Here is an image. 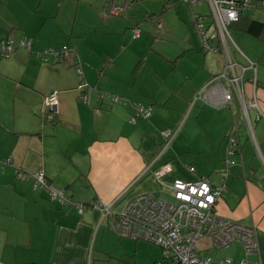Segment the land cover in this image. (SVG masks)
Instances as JSON below:
<instances>
[{"label": "crops", "instance_id": "1", "mask_svg": "<svg viewBox=\"0 0 264 264\" xmlns=\"http://www.w3.org/2000/svg\"><path fill=\"white\" fill-rule=\"evenodd\" d=\"M48 1L0 0V39L31 38L29 49L16 44L11 54L0 56V160L10 156V162H0V264H154L160 257L155 243L116 236L90 203L98 200L118 211L138 193L167 192L154 176L163 162L170 165L165 182L203 174L218 183L233 115L240 151L230 154L234 163L214 208L254 225L257 252L252 258L264 264V66L258 72L257 62L243 54V64L247 58L256 63V84L250 81L253 70L244 71L243 99L256 101L246 115L236 96L233 111L205 104L194 99L195 93L217 74L222 55L200 49L194 5L175 0L173 13L183 30L182 42L172 49L157 42L137 44L143 36L140 28L132 36V27L141 20L131 7L120 16L105 11L104 0H71L72 21L64 24L65 0H53L55 9ZM159 14L150 10L149 18ZM249 15L242 13L256 19ZM163 16V35H172L174 28ZM232 27L239 23L230 26V34ZM247 34L264 40V30ZM62 44L71 49L65 58L37 54ZM75 58L80 74L73 67ZM81 79L87 82L83 89ZM52 89L57 90L58 113L44 121L43 96ZM100 91L126 101L100 99ZM135 101L150 104L147 120L130 121ZM176 127L163 148L160 130ZM15 168H42L72 202L88 206L79 212L72 202L61 204L15 175Z\"/></svg>", "mask_w": 264, "mask_h": 264}, {"label": "built area", "instance_id": "2", "mask_svg": "<svg viewBox=\"0 0 264 264\" xmlns=\"http://www.w3.org/2000/svg\"><path fill=\"white\" fill-rule=\"evenodd\" d=\"M189 5L201 3L202 0H183ZM210 9V18L203 12H192V20L200 41V49L204 52L217 51L222 55V66L217 74L210 76L208 81L195 93L194 99L200 98L205 104L230 108L233 111V99L236 96L243 113L246 115L248 106L256 105L255 99L244 101L242 84L246 68L253 70L251 83L256 84V63L247 58L245 64L237 61L230 49V24L251 7L264 8V0H206ZM127 0H104L105 11L113 14H125ZM153 23L162 28V19L153 15ZM139 27H132V36H138ZM16 44L30 48L31 38L21 36L17 43L11 35L0 41V54L8 56ZM70 47L62 44L58 47L48 45L37 54L42 58L52 55L58 59L70 54ZM75 71L81 73L80 61L73 60ZM87 82L81 79L80 88H85ZM86 99V94L81 93ZM109 97L116 102H125L126 98L104 91L99 92V98ZM58 113L57 90L52 89L43 96L40 116L44 121H53ZM150 114V104L140 101L134 102V113L130 118L136 122L137 118L147 120ZM178 127L163 128L160 133L164 137L165 148ZM240 151L236 122L232 116V128L227 136L224 157V170L219 175V182L215 183L208 176L197 174L192 179L173 178L169 182L162 180V176L170 169L169 162L160 163L154 169L155 178L165 186L172 200L158 196L153 191H145L132 196L118 211H111L109 205L98 200L90 204L99 209V221L106 219L111 231L119 237H131L152 241L160 247V258L154 264H213L212 256L200 254V250L207 244L221 249L232 243L241 248L243 257L238 261L223 258L216 264H260L252 256L257 252L256 230L254 225H247L239 220L219 214L214 206L217 199L223 195L226 188L228 166L234 163L230 154ZM6 158L5 162L9 161ZM190 171H195L192 165H187ZM18 176L30 178L34 188L48 191L51 198L61 204L72 202L65 194L64 188L51 184L42 168L23 170L17 168ZM79 212L88 204L72 202Z\"/></svg>", "mask_w": 264, "mask_h": 264}, {"label": "rangeland", "instance_id": "3", "mask_svg": "<svg viewBox=\"0 0 264 264\" xmlns=\"http://www.w3.org/2000/svg\"><path fill=\"white\" fill-rule=\"evenodd\" d=\"M127 2H128L127 9L128 7L129 8L131 7L132 11L138 12L137 13L138 18L141 20L138 26L141 30V35L143 36V38L142 40L137 42L138 45H150V44L157 42V45L162 44L165 46L172 47L173 49L175 47L174 43L182 42L181 41L182 40L181 30H183V26L181 23L179 24L176 21L175 19L176 17L173 13L175 11V6H176L175 0H127ZM57 5L58 3L53 2V0L48 1V6L50 9H55ZM194 8H195L194 9L195 11H199V12H203L207 14V19L210 18V9H209V6L206 0H202L200 4H197V3L194 4ZM72 9H73L72 1L65 0V2L62 4V9H61V14H60L61 16L60 18L64 24L71 23ZM150 10H154L156 12L160 11L159 16L163 18V20H164L163 14H165L166 18L170 22V25L177 32H175V30L172 29L173 31L172 35H167V33L166 35H163V32L165 31V25L162 28H158L153 23L152 18H149ZM110 14H113V13H110ZM244 14L246 15L251 14L253 15L251 17L260 19L262 21L264 20V8L251 7L245 10ZM114 15L124 16L123 13L114 14ZM1 18L3 17L1 16ZM51 20H53V18ZM231 35L238 47V48H235L230 43V46L232 48L231 51L233 55L237 59H239L241 62H245L244 55L249 56L251 59L257 62V71L259 72L261 67L264 66V40L260 38H255L247 34L242 29L236 28V27H232ZM164 62H166V60L163 58V61H161V64ZM221 66L222 64H220L219 70ZM257 154L259 153L257 152ZM200 156H205V154H201ZM223 170L224 168L222 167L221 172ZM156 194L167 200H172V197L167 192L161 191V192H157ZM157 247L159 248V256H160V247L158 245ZM200 254L211 255L213 264H216L218 260L226 258V257L232 258L233 261H238L243 257L241 248L238 246L237 243H232L221 249H218L214 247L213 245L207 244L205 248H202L200 250Z\"/></svg>", "mask_w": 264, "mask_h": 264}, {"label": "trees", "instance_id": "4", "mask_svg": "<svg viewBox=\"0 0 264 264\" xmlns=\"http://www.w3.org/2000/svg\"><path fill=\"white\" fill-rule=\"evenodd\" d=\"M257 8H259V7H257ZM150 18H151V16H150ZM240 18H241V19H240ZM236 22L239 23V28H240V29L246 31L247 33L253 34V35H258V34H260V33L264 30V22H263V21H259V20L253 19V18L242 17V14L239 16V18H238L236 21L232 22V23L230 24V26H233V24L236 23ZM240 22H241V23H240ZM5 37H6V36H5ZM5 37H4V38H5ZM4 38H2V39H4ZM19 38H20V37H19ZM19 38H18V39H19ZM2 39H0V41H1ZM17 41H18V40H17ZM17 41H15V42L17 43ZM15 48H16V46H15ZM14 50H15V49H14ZM0 56L2 57L1 54H0ZM3 57H4V56H3ZM8 157H10V156H5V157H3V158L0 160V162H1V166H3L5 163L10 162V160L7 161V162H5L6 158H8ZM19 169H20V168H19ZM16 171H18L17 168H15V175H17ZM17 176H18V175H17ZM19 177H21V178H23V179H25V180L30 181V183L32 184V180H31L30 178H26V177H22V176H19ZM32 186H33V184H32ZM159 258H160V257H159ZM155 261H156V260H155ZM155 261H154V262H155Z\"/></svg>", "mask_w": 264, "mask_h": 264}]
</instances>
